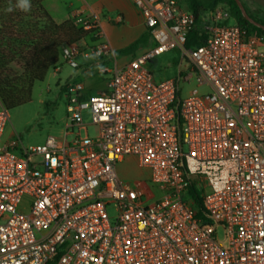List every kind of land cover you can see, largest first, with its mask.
<instances>
[{
	"label": "built area",
	"instance_id": "obj_1",
	"mask_svg": "<svg viewBox=\"0 0 264 264\" xmlns=\"http://www.w3.org/2000/svg\"><path fill=\"white\" fill-rule=\"evenodd\" d=\"M129 1L149 47L118 65L95 44L105 89L82 98L81 83L63 84L59 137L3 141L0 105V264H264V36L246 37L224 2L195 17L175 0ZM72 23L95 28L78 14ZM79 49L61 50L75 71ZM170 51L177 77L155 82L145 63ZM192 81L207 90L181 99L179 83ZM125 157L157 198L121 182Z\"/></svg>",
	"mask_w": 264,
	"mask_h": 264
},
{
	"label": "trees",
	"instance_id": "obj_2",
	"mask_svg": "<svg viewBox=\"0 0 264 264\" xmlns=\"http://www.w3.org/2000/svg\"><path fill=\"white\" fill-rule=\"evenodd\" d=\"M44 1L0 0V105L7 111L29 101L33 85L42 82L48 70L60 65L63 47L82 39L96 40L91 36L93 30L75 26L70 20L56 23L45 10ZM219 2L229 6L232 21L246 37L264 36L263 30L242 17L233 0H185L187 10L195 17ZM244 9L250 18L264 25ZM195 34L194 30L190 37ZM148 42L149 34L145 33L120 52L128 54ZM187 196L192 201L195 216L202 217L201 197L192 183Z\"/></svg>",
	"mask_w": 264,
	"mask_h": 264
},
{
	"label": "rangeland",
	"instance_id": "obj_3",
	"mask_svg": "<svg viewBox=\"0 0 264 264\" xmlns=\"http://www.w3.org/2000/svg\"><path fill=\"white\" fill-rule=\"evenodd\" d=\"M182 4L181 1H178L179 6ZM77 8H80L78 0H48L47 2V9L50 15L55 18H59L60 16L62 18L69 10ZM249 13L264 22L259 13L253 11ZM66 19L70 20V15L67 14ZM89 21L95 25L91 36L96 40H83L87 43L88 48L91 49L98 42H106L99 37L97 23ZM118 28L120 29L119 26ZM96 32L98 33L97 37L93 35ZM147 46L149 45L146 44L139 47L134 51V54L143 52L145 48H148ZM115 57V63L119 65L129 60L130 54H116ZM178 64L179 52L170 51L148 59L145 67L151 72L153 80L159 82L176 78L179 68ZM58 69L59 72L55 73V75L53 74V69H50L42 82H37L33 85L28 102L8 111V121L3 130V141L20 142L25 147L36 146L44 144L48 135L59 137L62 134L67 122L65 111L66 99L62 91L56 87V83L60 81V84H62L67 79H73L75 70L65 63L63 59H60ZM101 78L105 82V78ZM85 84H88V79L85 80ZM193 89H197L200 93L207 90L202 86H197L194 81L190 84L179 83V97L185 99ZM87 131L89 135H92L95 134L96 128L88 126ZM116 171L123 184L132 186L145 195L144 201L150 202L159 196L154 188L148 186V173L137 166L135 159L125 158L123 161H120L116 165ZM109 213H111V210ZM217 233L221 236L223 231L218 229Z\"/></svg>",
	"mask_w": 264,
	"mask_h": 264
},
{
	"label": "crops",
	"instance_id": "obj_4",
	"mask_svg": "<svg viewBox=\"0 0 264 264\" xmlns=\"http://www.w3.org/2000/svg\"><path fill=\"white\" fill-rule=\"evenodd\" d=\"M78 1L80 3V8L69 10L62 18H60L61 16L59 18H55L50 15L49 10L47 9L48 0H45L43 2V6L56 23H62L65 20H69L66 19L67 14L70 15L71 21L73 16L78 14L81 17L96 22L99 28L100 39L105 41L109 45V47L112 48L115 55H123L124 53H121L120 51L126 49L129 45L137 41L143 34L147 33L146 29L143 26L139 11L129 0ZM175 1L177 5L178 1H181L183 4L181 6L178 5L179 8L182 10H187L185 0ZM240 1L242 5H244L246 9H248L249 12L253 11L259 13V15L262 16V19H264V0ZM118 26L120 27V29L118 28ZM76 44L79 45L80 49L76 54L75 60L80 66V70L74 72L73 80L83 85L82 98H87L90 95L104 90L105 82H103L102 78L96 71V64L90 57L91 49L88 48L87 43L82 39ZM147 44L150 45V42H148ZM134 51L128 53L130 54V58L136 55L134 54ZM108 62L110 64L115 63L112 60H108ZM59 66L53 68L54 75L55 73L59 72ZM70 79L65 80L62 84H60V81L57 82L56 87L59 88L63 93V84ZM86 79H88V84H85ZM125 158L133 159L132 157Z\"/></svg>",
	"mask_w": 264,
	"mask_h": 264
},
{
	"label": "water",
	"instance_id": "obj_5",
	"mask_svg": "<svg viewBox=\"0 0 264 264\" xmlns=\"http://www.w3.org/2000/svg\"><path fill=\"white\" fill-rule=\"evenodd\" d=\"M237 6V8L239 9L240 11V14L242 15V17L247 21L249 22L251 25L257 27V28H260L261 30L264 31V25L256 22L255 20H253L252 18H250L248 16V14L246 13L245 9H244V6L242 5L241 1L240 0H233Z\"/></svg>",
	"mask_w": 264,
	"mask_h": 264
}]
</instances>
